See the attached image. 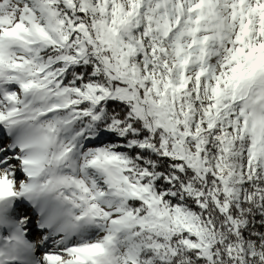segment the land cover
<instances>
[{
    "label": "snow or ice",
    "instance_id": "snow-or-ice-1",
    "mask_svg": "<svg viewBox=\"0 0 264 264\" xmlns=\"http://www.w3.org/2000/svg\"><path fill=\"white\" fill-rule=\"evenodd\" d=\"M0 264H264V0H0Z\"/></svg>",
    "mask_w": 264,
    "mask_h": 264
}]
</instances>
